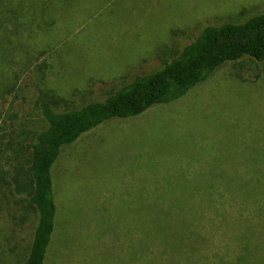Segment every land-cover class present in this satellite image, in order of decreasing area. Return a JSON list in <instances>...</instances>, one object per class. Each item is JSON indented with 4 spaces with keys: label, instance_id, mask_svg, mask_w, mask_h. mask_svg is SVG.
<instances>
[{
    "label": "rangeland",
    "instance_id": "rangeland-1",
    "mask_svg": "<svg viewBox=\"0 0 264 264\" xmlns=\"http://www.w3.org/2000/svg\"><path fill=\"white\" fill-rule=\"evenodd\" d=\"M12 1L15 5L19 0ZM71 3L74 17L68 18L67 12L56 14L57 24L52 27L55 40L48 39L42 30V19L33 4L20 10V24L0 12V21L7 27L5 36L16 42L13 62L11 58L0 66L7 82L12 78L15 84L11 93L0 98V173L13 170L8 157L14 155L18 141L46 125L36 106L40 89L45 88L51 98L55 96L60 110L82 107L106 97L139 74L161 68L204 26L244 22L264 12V0ZM26 45L39 47L41 54L34 62ZM115 146L117 151L107 162L104 155ZM97 172L101 185L92 184ZM262 176L264 61L243 58L221 67L186 98L137 118L108 124L63 150L54 168V181L61 210L59 226L72 214L73 243L61 250L58 228L49 264H143L146 259H124V246L128 241L131 244L138 232L127 230L128 223L131 229L135 227V219L120 220V205L128 202L129 213H133L139 196L155 199L148 198L154 188L171 196L179 188L191 184L201 187L211 181L210 193L217 195L223 182ZM79 202L85 212L82 210L81 224L77 225L74 217L79 213ZM25 206L0 180V264H20L29 253L34 216ZM94 208L99 215L111 209L117 215L119 231H125L112 246L114 255H121L118 259H108L106 250L103 257L99 251L107 242L98 240L99 233L93 237L94 217L90 213Z\"/></svg>",
    "mask_w": 264,
    "mask_h": 264
},
{
    "label": "trees",
    "instance_id": "trees-1",
    "mask_svg": "<svg viewBox=\"0 0 264 264\" xmlns=\"http://www.w3.org/2000/svg\"><path fill=\"white\" fill-rule=\"evenodd\" d=\"M27 4L37 8L42 30L51 40H55L52 27L57 24L59 16L56 14L67 12L68 18L74 17L71 0H19L15 5L12 0L7 3L0 0V12L3 17L6 15L13 23L20 24V10ZM6 30L0 21V66L11 58L13 62L15 57L11 54L16 50V42L8 40L4 34ZM8 48L10 52L6 53ZM25 49L33 62L41 54L37 45H26ZM243 58L264 61V12L244 22L204 26L192 42L161 68L139 74L106 97L89 101L82 107L70 106L60 110L55 105V96L51 98L45 88L40 89L36 106L46 125L18 141L14 155L8 157L13 161V170L0 173L3 185L12 188L20 197V203L25 204L27 211L34 216L29 253L20 264H49L58 228L61 229V250L73 243L70 232L72 214L59 226L61 210L54 181V168L65 148L108 124L137 118L153 108L186 98L221 67ZM3 73L0 69V98L15 87L12 78L7 82L9 79L4 78ZM116 151L115 146L104 155L105 160H112ZM254 173H258L256 168ZM92 184L101 185L99 172L95 173ZM191 185L174 190L171 196H164L154 188L148 198L156 196L155 199L150 201L145 200L144 195L139 196V205L133 213H129L128 202L123 204L125 206L120 205L121 213L117 214L120 220L135 219V227L131 229L128 223L127 230L138 232L131 244L128 241L124 246V259H146L143 264H264V176L256 180L223 182L220 184L222 191L217 195L210 193L211 181L201 187ZM145 190L143 186L142 191ZM79 203V213L75 214L76 217L73 215L77 225L81 224L79 218H82L84 209ZM98 213L96 208L90 213L94 217L93 237L99 233L98 240L107 242V246L105 244L99 251L103 257L106 250L108 259H118L121 255H114L112 246L117 245L125 231H119L115 224L117 215L111 209L105 215ZM225 259L230 261L225 263Z\"/></svg>",
    "mask_w": 264,
    "mask_h": 264
}]
</instances>
